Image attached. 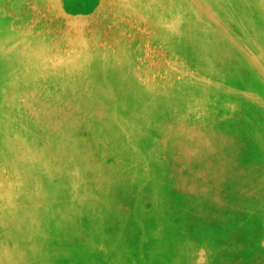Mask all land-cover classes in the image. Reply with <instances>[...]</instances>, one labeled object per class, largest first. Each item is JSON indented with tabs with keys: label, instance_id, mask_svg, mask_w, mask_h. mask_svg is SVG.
I'll list each match as a JSON object with an SVG mask.
<instances>
[{
	"label": "rangeland",
	"instance_id": "374dc122",
	"mask_svg": "<svg viewBox=\"0 0 264 264\" xmlns=\"http://www.w3.org/2000/svg\"><path fill=\"white\" fill-rule=\"evenodd\" d=\"M190 13L222 44L220 53L232 54L237 70L231 79L239 83L251 73V89L264 98L261 21L245 32L209 0H0V56L6 57L0 66V264H223L220 250L245 244L234 223L226 232L230 240L220 239L216 249L190 232L164 237L151 219L176 214L170 203L166 212L157 206L167 195L172 202L185 199V189L171 193L152 174L139 179L135 171L146 163L172 168V142L214 120L238 142L229 172H255L264 182V127L259 124V137L251 140L228 123L245 119L252 107L220 98L213 88L197 89L185 103L163 107V100L148 99L125 109L127 125L119 129L120 106L101 100L97 108L91 91L100 81L82 76L89 64L97 72L131 70L141 88L179 101L185 91L172 92L173 86L184 80L203 86L212 61L175 41L174 29L184 30ZM77 76L88 94L82 99L70 83ZM208 188L232 191L229 183ZM202 191L197 185L191 194ZM64 226L68 240L59 238ZM244 249L247 258L255 256L253 246Z\"/></svg>",
	"mask_w": 264,
	"mask_h": 264
},
{
	"label": "bare ground",
	"instance_id": "6f19581e",
	"mask_svg": "<svg viewBox=\"0 0 264 264\" xmlns=\"http://www.w3.org/2000/svg\"><path fill=\"white\" fill-rule=\"evenodd\" d=\"M209 1L215 7L222 8L231 19L238 20L240 28L245 32L248 31L249 27H255L261 21V25H258V27L264 34V0ZM174 37L179 46L188 51H196L198 55L203 56L201 59L209 58L208 56L212 57L211 63L206 65V72L204 73L206 81L203 86H193L189 80H184L185 82L179 85L175 84L172 92L185 91L184 97L176 102L173 99V94L164 98L160 91L156 89L141 88V85L136 84L135 73L131 70L127 75L113 73L110 69L97 72L92 70L89 64L83 75H81L89 80L100 81L96 90L91 91L93 100L98 101L96 107H101V100L115 101L120 106V109L115 112L117 127L124 129L127 125V120L123 115L125 109L134 108L135 106L142 107L149 100H153V102L163 100L160 104L163 107H167L173 102L174 105L178 102L181 104L182 102L185 103L186 97L194 90L214 89L212 92H215L220 98L232 97L236 104L252 107L253 110L247 114L245 119L230 118L228 123L238 129L242 128L251 140L253 138L257 139L259 137V127L257 128V126L262 124L260 127H264V98L262 94L258 93V90L251 89V84L255 85L253 80L255 77L246 72L245 79L239 83H235L231 79V75L234 76L237 70L232 62V54L228 52L220 53L222 44L214 40L207 27L197 23L195 15L192 13L189 15L187 27L184 30L174 29ZM260 51L264 59V49L260 48ZM19 53V55L26 54L24 51ZM5 62L6 57L0 56V66H3ZM82 69H84L83 65ZM227 71L230 72L229 78L225 76ZM81 78V76H77L70 83L80 90L78 93L82 99L88 94L81 89L82 86H85L80 81ZM101 80L105 82V85L101 86ZM172 110L176 111V109ZM202 121L206 122L205 120ZM207 123L205 131L181 136V138L172 142L169 148L174 163L172 168L161 170L153 164L146 163L135 171L139 179L144 173L152 174L154 176L153 181L164 183L171 193H174V190L179 186L185 189V199L172 202L171 195H167L164 196V202L157 206V210L160 209L166 212V207L170 203L176 208V214L166 212L163 217L156 218L154 215L153 218L158 220H151L156 222L158 229L166 233H164V237L179 236V234L190 232L194 233L200 240L206 241L214 249H216L215 246L220 239L230 240V232H226L230 231L229 225L234 223L235 227L240 229L239 231L244 232L246 241L240 248L236 249L235 246V249L220 250V253L222 252L226 259L223 264H264V233L260 232V228L264 226V182L261 179H255V176H259L255 172L251 176L248 172H241V170H231L229 172L230 167L227 166V163L240 151L238 142H235L233 137L226 132V125L219 126L214 120L207 121ZM241 143L243 144V141ZM168 174H176V177H171ZM227 174H230V176L239 175L240 178L236 179L232 176L233 179H231ZM219 175L222 176L220 180ZM226 176L230 181L226 180ZM217 183H221L223 186L225 183H229L232 186V191L229 194L219 195L216 189L208 188L209 184ZM197 185L203 187L202 193L198 195L191 194V189ZM130 186L131 184L127 183V187ZM36 199L44 201L41 196H36ZM120 209L119 207L116 208L115 217L121 215ZM152 213V209H146L143 212L145 216L149 215L150 217ZM41 220L45 219L41 217ZM68 220H73V218ZM255 234L259 238L254 239ZM59 235L61 236L60 239L68 240L70 235L68 226H64ZM233 242L234 240L230 243ZM248 246H253L256 250L255 256L251 259L246 257L245 252H242ZM212 262H216V260H212ZM218 263L217 261L213 264ZM183 264L188 263L184 262Z\"/></svg>",
	"mask_w": 264,
	"mask_h": 264
}]
</instances>
